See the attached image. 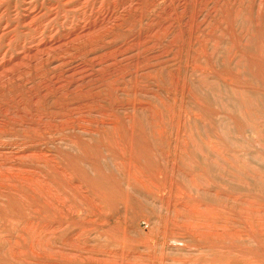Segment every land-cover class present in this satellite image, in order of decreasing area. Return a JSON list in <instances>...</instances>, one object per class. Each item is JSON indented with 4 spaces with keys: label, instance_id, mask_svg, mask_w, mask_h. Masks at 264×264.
<instances>
[{
    "label": "rangeland",
    "instance_id": "1",
    "mask_svg": "<svg viewBox=\"0 0 264 264\" xmlns=\"http://www.w3.org/2000/svg\"><path fill=\"white\" fill-rule=\"evenodd\" d=\"M10 66L0 264H264V0H0Z\"/></svg>",
    "mask_w": 264,
    "mask_h": 264
},
{
    "label": "bare ground",
    "instance_id": "2",
    "mask_svg": "<svg viewBox=\"0 0 264 264\" xmlns=\"http://www.w3.org/2000/svg\"><path fill=\"white\" fill-rule=\"evenodd\" d=\"M131 2V1H130ZM112 17V16H111ZM109 18V17H108ZM95 21V20H94ZM100 23H103V22H100ZM105 24V23H104ZM93 25V24H91ZM100 25V24H99ZM98 25V26H99ZM97 27V25H94L92 26L87 33H85L84 35H77L73 41H77V40H80L81 38H89L91 37L94 33H95V28ZM101 26V25H100ZM110 26V25H109ZM82 27V26H81ZM82 29V28H81ZM41 30V29H40ZM70 33V32H69ZM78 33V32H77ZM80 33V32H79ZM75 34V33H74ZM66 36V35H65ZM141 36V35H140ZM71 38V37H70ZM67 39V38H66ZM24 41V40H23ZM38 41V40H37ZM49 41V40H48ZM61 45V44H60ZM48 46V45H47ZM51 46V45H50ZM69 47V45H66L65 47ZM41 46H37V47H30L31 49L29 50V52L27 54H25V57L23 58L22 57V60L17 64V68H22L24 66L27 65V61H34L38 58L39 54H44L48 51H50V48H40ZM56 48V47H55ZM64 49V48H63ZM59 50V49H58ZM26 51H24L25 53ZM56 52V51H55ZM108 56V55H106ZM37 62V61H36ZM38 63V62H37ZM8 66V65H7ZM30 66V65H29ZM33 66V65H32ZM36 66V65H35ZM38 66V65H37ZM11 67V66H10ZM16 67H11V69H2L0 70V81L3 82V80H8L11 78V76L13 77L14 73L16 72ZM28 69V68H27ZM21 73V72H20ZM9 171V170H8ZM61 171V170H60ZM13 172V171H12ZM62 172V171H61ZM134 172V171H133ZM17 173V171H16ZM19 173V172H18ZM3 174V173H2ZM65 174V173H64ZM7 175V174H6ZM17 175V174H16ZM13 177V176H12ZM24 177V176H23ZM28 177V176H27ZM66 177V176H65ZM7 178V177H6ZM67 178V177H66ZM43 183V182H42ZM39 184V183H38ZM41 186V185H40ZM45 186V185H44ZM49 192V191H48ZM52 193V192H51ZM35 246L37 247H40V248H43L45 247L44 244H42V242L40 241H37Z\"/></svg>",
    "mask_w": 264,
    "mask_h": 264
}]
</instances>
